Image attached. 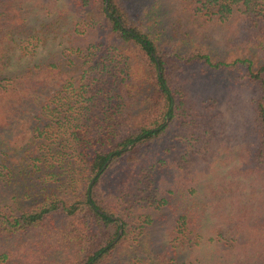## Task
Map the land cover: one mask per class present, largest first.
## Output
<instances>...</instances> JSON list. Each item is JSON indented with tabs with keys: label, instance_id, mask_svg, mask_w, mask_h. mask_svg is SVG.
<instances>
[{
	"label": "trees",
	"instance_id": "16d2710c",
	"mask_svg": "<svg viewBox=\"0 0 264 264\" xmlns=\"http://www.w3.org/2000/svg\"><path fill=\"white\" fill-rule=\"evenodd\" d=\"M67 1L74 15L63 16L72 41L68 53L9 72V51L30 54L42 36L41 28L31 33L22 25L28 17L36 20L35 12H16L11 0H0V186L8 192L0 191V237L40 234L16 251L0 249V264H52L57 256L58 264H184L173 257L176 243H200L206 208L180 183L177 154L170 163L163 156L172 151L175 129L184 128L205 146L206 160L214 157L209 149L215 139L213 119L195 110L188 94L194 88L189 66L194 61L215 70L243 68L256 96L252 139L238 171L264 181V63L256 66L242 56L215 59L200 47L187 57L166 56L128 0ZM173 3L191 20L223 25L234 45L264 41V0ZM66 56L72 58L65 61ZM150 142L154 151H140ZM131 152L135 158L127 160ZM186 168L182 176L189 180L193 172ZM145 207L154 228L170 215L171 223L161 224L168 244L157 250L154 237V251L147 245L141 253L133 244L114 260ZM253 219L254 230L264 227V215ZM144 224L138 229L145 235L150 228ZM244 226L231 227L243 232L235 240L221 239L224 229H218L222 237L212 240L217 253L204 264H264V229L251 235Z\"/></svg>",
	"mask_w": 264,
	"mask_h": 264
},
{
	"label": "rangeland",
	"instance_id": "374dc122",
	"mask_svg": "<svg viewBox=\"0 0 264 264\" xmlns=\"http://www.w3.org/2000/svg\"><path fill=\"white\" fill-rule=\"evenodd\" d=\"M128 1L131 12L141 17L142 23L152 32L166 56L174 57L177 54L187 57L192 47H200L206 49L215 59L230 61L242 56L251 59L256 66L264 63V41L262 44L249 42L234 45L228 42L230 38H234L232 32L223 25L213 22L204 23L203 20H191L184 10H178L173 6V0ZM10 5L11 9L16 12H18L17 8L23 11L29 7L32 12L36 13V20L28 17L22 25L28 29L27 32L31 33L41 28L39 35L42 36V40L30 54L20 56L18 50L9 51L7 65L9 72L18 71L25 66L40 62H54L63 56L62 54L68 53L66 48L72 41L65 34L68 25H65L67 21L63 16L70 14L69 19L74 15L67 0H11ZM136 5H138V13ZM145 10H148L149 13L145 14ZM40 22L45 23L44 29L39 26ZM71 58L66 56L65 61ZM189 72L190 74L194 73V88L187 90L189 96L195 100L193 107L195 110L203 109V112L212 118L215 124V139L209 149L214 157L209 160L204 159L207 155L206 147L201 146L198 140H194V137H190L191 134L187 133L184 128L173 131L174 133L170 136L171 141H174L172 151L165 152L163 157L167 163H170L173 161L174 152L177 154L180 165L176 166V170L180 183H185L183 188L186 191L192 188L188 191L191 194L190 199L197 200L206 208L202 219L200 243L190 247L187 244L178 245L173 242L177 246L173 257L178 263L188 264L192 261L195 264H200V262L204 264L212 260L217 253L218 248L214 246L212 240L222 237L217 236L218 229H224L220 231L224 235L221 239L234 240L238 237L237 235L243 233L236 234L238 229L231 230V227L236 224H239V228L244 226L242 224H250V227L244 226L250 229L244 230L245 234L253 235L254 231L258 233L264 229L263 227L254 230L251 227V224L256 222L253 218L264 215V181L255 176L256 174L238 171L241 166H245L240 156L252 139L250 137V121L253 115V101L256 96L254 88H251L246 82L243 68L215 70L199 66L193 61L189 66ZM182 135H187V139H183ZM168 140L170 139L165 141ZM141 150L143 153L154 151V142L140 146ZM182 155H185L184 158L189 160L188 164L184 158L180 157ZM207 156L209 158L210 154ZM126 158L132 160L135 158V154L131 152ZM186 167L193 172L189 180H185V176H182ZM162 180L164 181V178ZM0 191L4 195L8 194L7 190L1 186ZM148 208L145 207L142 211V217L136 218L135 228H131L128 239L124 240L121 246L116 247L112 257L114 260L129 253L132 249L130 245L133 244L138 245L140 249L138 251L141 253L145 252L147 245L153 246L154 251V237L157 250L160 243L168 244L169 238L165 227L171 223L170 215L167 214V220L156 223L157 226L154 228V222L150 225L146 222L145 212ZM136 214L138 213L136 212ZM58 219H62V216H58ZM162 222L165 223L163 228L161 227ZM141 224L150 228L148 234L139 233L138 227ZM225 230H228L230 235L225 234ZM49 234L52 236L53 232ZM49 234L45 233L44 235ZM23 235L12 238L0 237V244H4L0 249L12 247L16 251L26 247L28 243L31 244L30 242H34L40 236V234L34 235L33 233ZM58 260L59 256L52 264H58Z\"/></svg>",
	"mask_w": 264,
	"mask_h": 264
},
{
	"label": "water",
	"instance_id": "95a60500",
	"mask_svg": "<svg viewBox=\"0 0 264 264\" xmlns=\"http://www.w3.org/2000/svg\"><path fill=\"white\" fill-rule=\"evenodd\" d=\"M123 26L126 28V25L123 24Z\"/></svg>",
	"mask_w": 264,
	"mask_h": 264
}]
</instances>
